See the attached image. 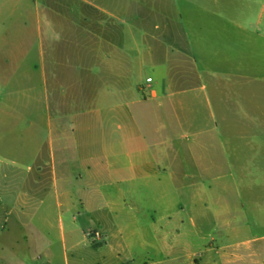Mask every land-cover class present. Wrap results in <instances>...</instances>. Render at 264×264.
Returning <instances> with one entry per match:
<instances>
[{
  "label": "crops",
  "instance_id": "crops-1",
  "mask_svg": "<svg viewBox=\"0 0 264 264\" xmlns=\"http://www.w3.org/2000/svg\"><path fill=\"white\" fill-rule=\"evenodd\" d=\"M236 1L232 13L226 0H0V213L31 211L34 229L57 211L67 264L80 237L97 264H159L228 180L264 186V0L249 13ZM17 132L21 150L4 154ZM9 231L0 220V264L30 251Z\"/></svg>",
  "mask_w": 264,
  "mask_h": 264
},
{
  "label": "rangeland",
  "instance_id": "rangeland-1",
  "mask_svg": "<svg viewBox=\"0 0 264 264\" xmlns=\"http://www.w3.org/2000/svg\"><path fill=\"white\" fill-rule=\"evenodd\" d=\"M227 1V11L234 12L235 8L238 9L239 1L226 0ZM248 1L243 0L242 8L246 13H249L251 9L249 8ZM240 4V3H239ZM241 5V4H240ZM168 8V10H167ZM165 9L168 13L171 10L170 3ZM172 13L175 14V11L172 9ZM186 23V21H185ZM211 27L219 25V22L215 19H209ZM224 31H235L234 27L230 24H220ZM101 32V31H100ZM105 34V32H103ZM68 38L72 40L75 37V31H67ZM115 40L118 43L123 40L122 35L115 31ZM106 38V35L103 36ZM89 36H83V41L85 44H89ZM68 42L67 54H74V44L70 46ZM71 42V43H72ZM227 49L230 50L228 47ZM88 53L83 52L84 59ZM101 58V55H100ZM71 61H75L74 57L69 58ZM36 85H30L33 87ZM101 86V83L100 85ZM42 90L37 88V91L34 93L30 92V95L38 97L41 94ZM32 118V117H30ZM22 134L20 132L14 133L9 136L7 140V145L2 148L4 154L6 152L10 153L16 150V147L12 150L8 145L13 143L16 145L18 143L19 150H21L22 145ZM26 160V157H23V160ZM22 162V160H21ZM26 165L25 161L22 163ZM230 167L234 168V164H227V170L229 171ZM6 171V167L4 168ZM8 171V170H7ZM244 186L241 188H236L234 181L228 180V184H233L232 187L227 191V193H216L212 195L211 201V212L210 218L203 222L202 220L199 223V227H192L191 224L185 223L184 226L178 225V240L179 242H186L189 240L188 245L178 244V248L174 250V257L167 260L163 259L159 264H193L191 260L188 259L186 247L191 254L201 255L197 257L196 261L200 264H228L226 255L231 253L232 260L235 264H264V186L257 185V181L245 180ZM264 182V181H259ZM246 185V186H245ZM224 205L231 206L230 209L224 211L222 207ZM30 215V216H29ZM32 212H12V213H0V220L4 222L9 218V232L6 233L3 238L5 243L13 241L16 238H24L29 236L30 239V251L19 250L17 254L10 253L12 259L6 260L10 262L8 264H67V258L62 252L60 245L61 242V231H60V218L59 213L54 210L41 211L40 215L37 216V227L34 229H27L23 225V219L31 218ZM219 216V217H218ZM45 220V221H44ZM87 227L86 230H88ZM165 232V229L163 230ZM89 237V236H88ZM90 238V237H89ZM91 239V238H90ZM10 240V241H9ZM80 243L79 249H77L76 254L71 255V243L68 247V260L69 264H97L98 252L93 248H87L84 243H82V238H78ZM92 244H95V241L91 239ZM247 243H249L247 245ZM208 246L211 250L208 249ZM225 246L227 249H223ZM236 247H239L237 256H234V250ZM20 248H22L20 246ZM222 248L223 252H220L217 249ZM229 248V249H228ZM253 248L255 251H252ZM248 249V250H246ZM45 250V254L42 252ZM233 252V253H232ZM174 258V259H173ZM237 261V262H236ZM144 259L138 254L135 261L127 264H142ZM232 262V263H233Z\"/></svg>",
  "mask_w": 264,
  "mask_h": 264
},
{
  "label": "built area",
  "instance_id": "built-area-1",
  "mask_svg": "<svg viewBox=\"0 0 264 264\" xmlns=\"http://www.w3.org/2000/svg\"><path fill=\"white\" fill-rule=\"evenodd\" d=\"M89 237L95 242L102 241V234L100 230L90 232Z\"/></svg>",
  "mask_w": 264,
  "mask_h": 264
}]
</instances>
